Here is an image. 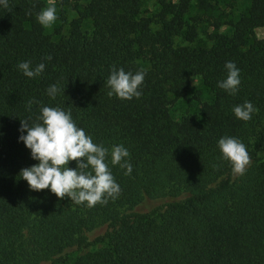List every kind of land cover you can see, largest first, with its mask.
Instances as JSON below:
<instances>
[{"label":"trees","instance_id":"16d2710c","mask_svg":"<svg viewBox=\"0 0 264 264\" xmlns=\"http://www.w3.org/2000/svg\"><path fill=\"white\" fill-rule=\"evenodd\" d=\"M54 1L75 13L66 35L37 22L43 0L0 6V264H264V0H154L148 16L142 0ZM22 61L45 69L28 78ZM227 61L240 69L235 95L217 87ZM113 67L146 73L140 98L108 96ZM193 78L204 96L176 116ZM245 101L255 108L246 122L232 112ZM41 106L70 111L94 143L127 148L130 175L107 157L114 199L88 207L20 179L37 163L18 142L20 119L38 122ZM224 136L246 146L243 175L221 157ZM147 200L167 201L137 211Z\"/></svg>","mask_w":264,"mask_h":264},{"label":"clouds","instance_id":"9594fccd","mask_svg":"<svg viewBox=\"0 0 264 264\" xmlns=\"http://www.w3.org/2000/svg\"><path fill=\"white\" fill-rule=\"evenodd\" d=\"M0 6L8 8V0H0ZM57 18L56 5L52 2L36 15L37 22L45 28L51 27ZM45 59L50 60L51 57ZM224 67L226 78L218 81L217 87L235 95L240 85V69L232 61H227ZM17 68L24 76L34 78L44 71L45 64L41 62L32 67L30 61H22ZM145 75L143 70L133 73L113 67L106 81L108 96L115 95L121 100L140 98ZM60 91L56 84L46 89L52 99ZM32 104L33 101L29 100L27 107L30 109ZM39 111L38 122L30 124L28 120L20 119L18 142H23L30 150L31 159L37 162L21 169L20 179L26 181L32 191L48 189L58 198L67 196L74 203H86L88 207L105 204L109 197L114 199L120 187L112 175L107 157L110 154V164L119 165L125 170V175H130L132 165L127 159L130 155L127 148L113 145L109 150L94 143L92 137L77 126L70 111L49 106H41ZM232 112L235 118L246 122L251 119L255 108L251 102L245 101L234 106ZM217 146L222 159L231 164L233 173L243 175L250 164L246 146L229 136L219 138ZM70 161H75V168L68 167Z\"/></svg>","mask_w":264,"mask_h":264},{"label":"rangeland","instance_id":"374dc122","mask_svg":"<svg viewBox=\"0 0 264 264\" xmlns=\"http://www.w3.org/2000/svg\"><path fill=\"white\" fill-rule=\"evenodd\" d=\"M236 0H223V2L227 5L231 4L233 5V3ZM44 2V8L46 6H48V4L50 2L55 3L54 0H43ZM56 15H57V20L52 24L51 27L45 28L46 31L49 34H53V35H66L67 33V29H68V22L73 19L75 17V13L68 9V8H61L59 7L56 3ZM158 9V6L155 4L154 0H142L141 3V8H140V12L143 16H148L151 15L153 13H155ZM203 28H200L198 30V36H197V40L196 43L201 45V46H209L210 45V41L207 40V38L204 36V34L202 33ZM256 36L258 38L263 37V32L261 30H257L256 31ZM176 43L179 44H184L182 42L181 39H177ZM188 88H189V92L187 94V98L189 99V101H184V102H180L176 111H175V115L178 116L184 112H189V113H195L196 109L194 106V99L193 96L195 94L198 93V96L203 98L205 90L203 88V86L201 85L200 81L197 78H193L190 80V82L188 83ZM259 156H262L261 154H259ZM167 200H159V201H151V200H147L144 203H142L140 206H138L136 208L137 211L139 212H146L149 209H151L152 207L156 206V205H160L161 203L166 202ZM104 228H100L97 229L95 231L89 232L87 233V237L89 240L94 239L96 236L101 235L104 232ZM84 251H89V249H85Z\"/></svg>","mask_w":264,"mask_h":264}]
</instances>
